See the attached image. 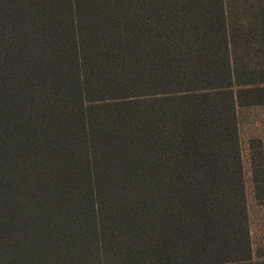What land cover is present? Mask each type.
<instances>
[{
  "label": "trees",
  "instance_id": "obj_1",
  "mask_svg": "<svg viewBox=\"0 0 264 264\" xmlns=\"http://www.w3.org/2000/svg\"><path fill=\"white\" fill-rule=\"evenodd\" d=\"M258 106L264 0H0V264H264Z\"/></svg>",
  "mask_w": 264,
  "mask_h": 264
},
{
  "label": "rangeland",
  "instance_id": "obj_2",
  "mask_svg": "<svg viewBox=\"0 0 264 264\" xmlns=\"http://www.w3.org/2000/svg\"><path fill=\"white\" fill-rule=\"evenodd\" d=\"M243 175L248 196L251 242L255 256L264 262V106L244 108L239 113ZM255 173L259 198L252 197Z\"/></svg>",
  "mask_w": 264,
  "mask_h": 264
}]
</instances>
